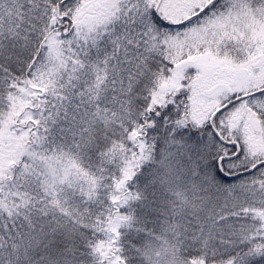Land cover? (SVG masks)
I'll use <instances>...</instances> for the list:
<instances>
[{"label": "snow or ice", "instance_id": "6c2138e0", "mask_svg": "<svg viewBox=\"0 0 264 264\" xmlns=\"http://www.w3.org/2000/svg\"><path fill=\"white\" fill-rule=\"evenodd\" d=\"M0 264H264V0H0Z\"/></svg>", "mask_w": 264, "mask_h": 264}]
</instances>
